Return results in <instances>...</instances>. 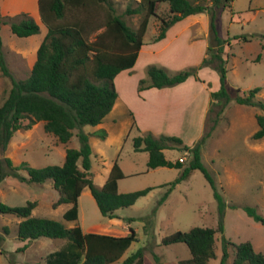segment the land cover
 <instances>
[{"label":"trees","instance_id":"1","mask_svg":"<svg viewBox=\"0 0 264 264\" xmlns=\"http://www.w3.org/2000/svg\"><path fill=\"white\" fill-rule=\"evenodd\" d=\"M232 0H138V6L127 5L126 15L137 14L141 9L145 14L139 26L134 29L127 24L115 9L111 0H38L40 20L46 26V34L36 50L35 61L26 78L16 79L9 71L5 61L3 42L0 34V72L8 77L10 86L0 104V182L12 176L25 183L52 182L59 193L52 203L55 208L60 204L70 203L71 207L63 214L66 221H76L78 217V197L87 186L100 210L108 218L116 217L119 208L133 205L136 200L148 194L152 188L120 193L118 180L124 177L117 162L110 174L98 187L92 182V148L89 134L82 130L84 125L95 126L110 112L116 97L115 76L133 67L138 51L143 43L149 17L159 18V31L153 38L158 41L165 36L166 30L182 18L200 12L209 16V45L201 65H213L219 72L218 90L210 92V104L220 107L217 117L230 101L241 105L260 107L264 102L256 99L261 88L242 93L235 89L233 93L226 87L225 45L227 38L220 36L217 21L220 13L229 7ZM167 3L168 15L159 16L157 7ZM103 13V21L93 18L97 12ZM0 24H8L11 32L18 37H28L40 31L36 20L26 14L6 17L0 14ZM100 27L94 40L87 38L89 31ZM244 40V36H240ZM239 37V38H240ZM264 37V36H263ZM237 38V37H235ZM200 66V65H199ZM197 67H190L170 74L165 68L148 65V80L140 79L138 91L149 88H164L184 82L194 76ZM27 123L24 124V121ZM217 123V118L214 120ZM258 130L252 135L254 139L264 137V116L256 115ZM41 122L46 133L53 135L57 143L67 144L73 137L78 139V147H66L62 165L33 167L22 162L14 164L5 155L8 144L15 132ZM99 137L105 131L95 132ZM209 134L203 135L191 147L182 144L174 136L155 137L145 133L133 138L135 151L149 154L147 167H177L180 176L170 184L169 191L176 183L185 180L193 170H200L214 189V196L219 202L220 210L224 203L216 189L214 180L201 161L202 147ZM182 147L189 160L187 165L179 160L171 162L164 156L167 148ZM27 173L26 177L19 170ZM165 196L158 202L161 203ZM36 201H27L24 205L11 206L0 202V215L10 214L19 221L15 224V235L19 241H27L18 250L25 249L29 241L40 237L65 240L59 249L45 257V264H109L118 261L137 237L132 228L123 236L84 232L79 225L66 227L61 221L32 215ZM245 212L258 222L264 218L252 207H245ZM6 230V227H4ZM223 226L193 227L188 231H175L162 238L163 245L184 243L189 249L190 259L180 264H210L217 257L216 237L222 233ZM229 246L234 252L232 264H264V254L256 252L249 241L234 243L222 239L220 264H227ZM149 260L145 249L125 258L120 264H161L159 256L153 254Z\"/></svg>","mask_w":264,"mask_h":264},{"label":"rangeland","instance_id":"2","mask_svg":"<svg viewBox=\"0 0 264 264\" xmlns=\"http://www.w3.org/2000/svg\"><path fill=\"white\" fill-rule=\"evenodd\" d=\"M111 1L115 4L116 12L123 16L129 26L136 29L145 10L141 9L140 13L132 15L123 12L127 5L137 7L138 0ZM157 14L168 15L167 3L158 5ZM93 18L98 22L104 20L101 11ZM159 24L157 16L149 17L147 32L143 38L145 41L150 39L153 31L154 35H157ZM6 27L7 25L1 28L5 42L3 51L6 64L16 79L26 78L34 59L29 48V38H19L13 35L9 27L5 31ZM103 29L104 27H100L95 31H89L87 38L90 41L94 40ZM217 29L221 37L229 40V44H226L224 49L227 89L232 93L235 89L247 93L251 89L261 88L256 94V99L264 102V0H232L229 7L220 13ZM240 36H244L246 40ZM202 60L198 65L193 66L197 67L193 77L200 81L203 79L210 92L216 91L219 87V72L213 65H201ZM131 75L140 77L139 80L149 79L146 72L141 74L136 69ZM9 86V78L4 77L0 72V104ZM197 101L200 108V96ZM219 110V106L209 104L203 132L199 114L188 113L180 124L181 129L174 130L176 135L174 137L179 138L183 145L191 147L197 142L198 135L209 134L202 147L201 161L222 196L224 203L222 210L214 196V189L198 169L191 171L185 180L176 183L169 191L170 184L180 176L181 169L177 167L149 169L147 167L149 154L146 151L133 149V137L143 134L136 127L133 128L118 154L117 164L127 173V176L118 181V192H132L147 187H151L152 190L138 198L133 205L115 211L117 220L121 221L120 225H113L108 217L100 213L89 190L80 194L78 220L75 224H78L84 232L95 227H110L127 232L132 228L136 233L137 239L131 243L122 257L109 264H120L141 248L145 249L151 261H154L153 254H156L161 264L183 263L190 259L186 244L178 242L163 245L162 238L178 230L188 231L197 226L215 228L220 223L223 231L216 237L217 257L210 260V264H220L223 238L234 243L249 241L257 252L264 254V223L254 220L244 210L245 207H252L264 218V148L260 149L264 146V138L260 140L252 138L253 133L259 128L256 115L264 116V110L260 107L241 105L234 100L230 101L217 117ZM216 118L217 123L214 121ZM26 123L27 120L24 121V124ZM92 128L91 125H84L82 130L88 133ZM19 134L32 136L27 145L20 150L16 149L14 164L26 162L33 167L62 165L64 161L62 147L52 143H57L56 138L44 131L41 122L38 125L19 129L10 142H22L19 141L22 137H18ZM78 145L77 137L73 136L63 146L66 149L67 146L78 147ZM10 150L11 146L8 151ZM6 153L7 150L5 155ZM163 153L171 162L183 158V166L187 165L190 158L182 147L167 148ZM19 174L22 177L27 176V173L21 169ZM7 178L0 182V202L20 206L27 201L41 199L42 189L39 183H25L12 176ZM166 193L167 197L158 203ZM38 215L63 221L62 213L58 209L48 208L47 212H38ZM17 221L18 219L10 214L0 215V264H45V257L65 244V240L62 239L40 237L29 241L25 249L18 250L25 243L19 242L15 237ZM229 253L227 264H232L234 252L231 246Z\"/></svg>","mask_w":264,"mask_h":264},{"label":"crops","instance_id":"3","mask_svg":"<svg viewBox=\"0 0 264 264\" xmlns=\"http://www.w3.org/2000/svg\"><path fill=\"white\" fill-rule=\"evenodd\" d=\"M0 14L8 17L26 14L34 18L40 25V31L37 34L26 37L29 38V48L32 50L34 56L33 65L37 47L47 31L46 26H44L40 20L38 0H0ZM5 25L9 27L8 24L1 25L0 34L2 26ZM7 27L5 31H7ZM154 34L155 32L153 31L149 40L145 41L143 39L133 67L123 70L115 76L114 85L117 90L116 100L104 119L93 126L91 132H88L93 158L91 168L92 182L98 187L103 186L107 180L113 164L117 162L118 154L123 149L124 142H126L134 127H136L139 132H143V134L151 133L155 137L160 135L176 136L174 135V130L181 129L180 124L183 122L184 116L191 112L192 115L199 114L201 117L203 132L204 122L210 104V90L203 79L200 81L190 76L184 82L171 87L149 88L138 91V80L140 77L136 75L133 76L131 73L136 69L143 74V72H146L148 65H157L165 68L170 74H173L184 68L186 69L198 65L200 60L206 56V50L209 45V16L206 12L188 15L172 24L166 30L165 36L158 41L153 40L156 36ZM1 37L4 46L5 42L2 34ZM198 96L201 98L200 108H198L199 106L197 103ZM122 115H124V117H122ZM38 123L39 122L34 123L31 126L35 124L38 125ZM101 130L105 131V136L103 138L95 133ZM17 132H19V130L15 133ZM20 136L22 137L19 141L22 142H9L7 147L6 155L14 162L16 161V151L27 145L32 135L29 134L25 136V134H19L18 137ZM136 136L137 135L134 137ZM200 137L202 136H197L198 139ZM52 143L63 148H61V153L65 157V146L56 142ZM10 146L11 150L9 152ZM261 148L263 149L264 146L260 147V149ZM119 167L124 177L127 176L123 167L121 165H119ZM7 179L6 177V179L4 178L2 181ZM39 185L42 189L41 199L31 200L36 201V205L32 210V215L39 216L38 212H47L48 208L49 210L58 209V211L62 213L63 221L61 222L66 227L78 225L75 224L78 217L76 221H66L63 219V214L71 207L70 203L60 204L55 208L52 206V203L59 196L58 191L53 188L52 182L47 180L43 183H39ZM85 190H89V188L87 186L83 187L80 194ZM47 196H49L48 199H44ZM109 219L111 221L110 223L113 225L121 224V221L117 220V216ZM121 230L110 227H95V229L87 232L110 234L114 236H123L129 232ZM19 242L26 243L27 241ZM253 248L256 251L254 246Z\"/></svg>","mask_w":264,"mask_h":264},{"label":"built area","instance_id":"4","mask_svg":"<svg viewBox=\"0 0 264 264\" xmlns=\"http://www.w3.org/2000/svg\"><path fill=\"white\" fill-rule=\"evenodd\" d=\"M179 161L182 162L183 161V158H180Z\"/></svg>","mask_w":264,"mask_h":264}]
</instances>
